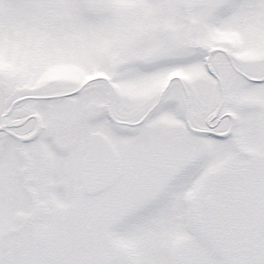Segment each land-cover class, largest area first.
I'll list each match as a JSON object with an SVG mask.
<instances>
[{
  "label": "snow or ice",
  "instance_id": "1",
  "mask_svg": "<svg viewBox=\"0 0 264 264\" xmlns=\"http://www.w3.org/2000/svg\"><path fill=\"white\" fill-rule=\"evenodd\" d=\"M0 264H264V0H0Z\"/></svg>",
  "mask_w": 264,
  "mask_h": 264
}]
</instances>
